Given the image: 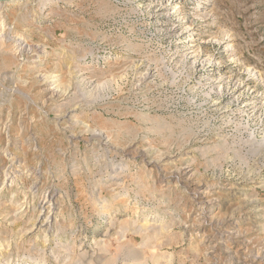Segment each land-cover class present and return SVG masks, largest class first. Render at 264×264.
Instances as JSON below:
<instances>
[{
    "label": "rangeland",
    "instance_id": "374dc122",
    "mask_svg": "<svg viewBox=\"0 0 264 264\" xmlns=\"http://www.w3.org/2000/svg\"><path fill=\"white\" fill-rule=\"evenodd\" d=\"M0 264H264V0H0Z\"/></svg>",
    "mask_w": 264,
    "mask_h": 264
},
{
    "label": "bare ground",
    "instance_id": "6f19581e",
    "mask_svg": "<svg viewBox=\"0 0 264 264\" xmlns=\"http://www.w3.org/2000/svg\"><path fill=\"white\" fill-rule=\"evenodd\" d=\"M162 9L165 8V10H167V7H161ZM176 8V7H175ZM174 9V8H173ZM175 10V9H174ZM176 12V11H175ZM164 13V12H163ZM175 13L166 11L161 17L163 18L162 20H160L159 22L162 23V26L166 28V31L169 33V35L171 36H175L177 38V29L179 26L183 27L185 24L183 20H179L177 18L174 19ZM172 19V20H171ZM174 20V21H173ZM178 20V21H177ZM179 22V24L177 23ZM189 30H191V26H187L184 28V31L182 34H187L184 32H188ZM192 35V34H191ZM180 36V35H179ZM192 39V38H191ZM190 40V39H189ZM192 48V47H190ZM224 50H228V48L224 49ZM213 63H211V65H213ZM248 105V104H247ZM44 225V224H43Z\"/></svg>",
    "mask_w": 264,
    "mask_h": 264
}]
</instances>
